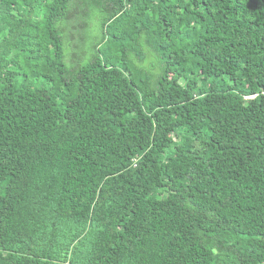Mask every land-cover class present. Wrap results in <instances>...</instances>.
Here are the masks:
<instances>
[{
	"label": "trees",
	"instance_id": "16d2710c",
	"mask_svg": "<svg viewBox=\"0 0 264 264\" xmlns=\"http://www.w3.org/2000/svg\"><path fill=\"white\" fill-rule=\"evenodd\" d=\"M0 264H264V0H0Z\"/></svg>",
	"mask_w": 264,
	"mask_h": 264
},
{
	"label": "rangeland",
	"instance_id": "374dc122",
	"mask_svg": "<svg viewBox=\"0 0 264 264\" xmlns=\"http://www.w3.org/2000/svg\"><path fill=\"white\" fill-rule=\"evenodd\" d=\"M92 20H91V23H90V28L87 32V46L89 47L90 43L93 42L95 40V38L97 37V35L99 34V29H100V25H99V21H98V18L92 16ZM79 35H76L74 38L77 40ZM64 38L66 39V37L64 36ZM80 60L79 59H76L74 60V62L72 63V60L70 58H66V62L67 64L70 66L72 64L76 65ZM144 65H148V63H145Z\"/></svg>",
	"mask_w": 264,
	"mask_h": 264
}]
</instances>
